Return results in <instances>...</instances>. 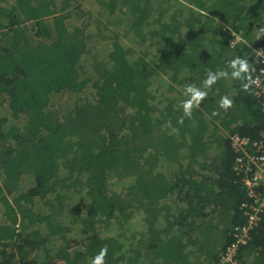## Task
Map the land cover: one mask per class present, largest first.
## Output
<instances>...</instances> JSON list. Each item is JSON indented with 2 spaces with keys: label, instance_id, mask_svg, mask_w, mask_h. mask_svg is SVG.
Instances as JSON below:
<instances>
[{
  "label": "trees",
  "instance_id": "1",
  "mask_svg": "<svg viewBox=\"0 0 264 264\" xmlns=\"http://www.w3.org/2000/svg\"><path fill=\"white\" fill-rule=\"evenodd\" d=\"M80 1L0 0V264H91L104 247L105 264H147L144 254L150 264H199L202 254L210 259L204 264H216L246 224L231 137L264 133L252 82L245 90L248 80L233 78L229 66L239 57L254 69L251 81L258 74L264 0H98L95 10L111 16L124 5L125 34L142 52L136 57L116 33L107 61L95 58L92 77L82 72L94 36L85 34L81 17L91 15ZM232 30L245 42L233 47ZM209 71L228 76L205 88ZM159 77L170 80V90L196 85L207 96L186 117L189 96L159 99L152 91ZM89 86L92 99L62 116L56 99ZM233 90L232 106L220 108ZM162 161L177 171L166 175ZM25 177L31 184L23 186ZM111 177L133 183L117 193ZM82 193L83 243L61 222L70 196ZM138 212L148 237L125 233ZM104 229L119 233L104 236ZM239 258L264 264V213Z\"/></svg>",
  "mask_w": 264,
  "mask_h": 264
},
{
  "label": "rangeland",
  "instance_id": "2",
  "mask_svg": "<svg viewBox=\"0 0 264 264\" xmlns=\"http://www.w3.org/2000/svg\"><path fill=\"white\" fill-rule=\"evenodd\" d=\"M57 1H61V0H57ZM83 1L85 2L82 4L83 10L89 12V14L91 15V19L89 18V16H86L85 13V16L81 17L82 20L81 24L84 25L85 34L88 37L94 36L93 39L89 38V42L87 44L88 52L85 55V57L82 59V72L85 77L93 76L94 74L93 65L95 58L97 59V61H104V62L107 61L108 55L112 50L113 37L116 33L120 35V40L121 43L124 45V47L126 48L132 47L135 50L134 54L136 57L137 55L141 54L142 47L136 46V43H134L137 42V38L133 34H129V35L125 34L128 28L126 21L128 20L129 15L125 10L126 8L123 7L124 5H119V7H117L116 9L115 15L111 16L109 14L110 11L104 7H102V11H103L102 13L98 12L97 10L90 11L91 9H93V4L91 3V1L90 0H83ZM123 14H126L127 16H124ZM170 14H168L167 16H169ZM119 18L121 22L119 21ZM105 24H107L108 26L105 27ZM98 28H100V30H98ZM235 37L236 36H234V38ZM152 91L155 92L157 96H159V99H160V95L166 93L167 96L174 94L176 100L182 101L186 95V91L180 87L176 89L173 87V89L170 90V80H166L164 77H159L153 81ZM93 93L94 91L92 90V87L89 86L88 89L85 90L83 94L62 95L58 99H56V104H55L57 105L56 109L62 110L63 112H61L62 113L61 115L64 116L67 113H69V111L72 110L74 106L80 104L81 101L84 99V97L91 96L92 99ZM182 154L184 155V153ZM177 169H178L177 166H175L174 164L170 165L165 161H162L160 164V170L163 173L169 175L174 171H177ZM132 183L133 180L131 179L120 180L111 177L110 180V186H112L114 192L117 193H122L123 192L122 190L128 187L129 185H131ZM26 184H31V182L25 177L23 180V186H25ZM86 201H87V196H85L84 193H82L79 195L70 196L68 201L65 203V206L67 207H65V210L62 212L61 222H63V224L66 227H68V229L70 230V232L68 233V237L71 238L72 241L77 240L78 242L83 243V240L85 238V236L84 237L81 236L80 218L85 217V214L81 210H83L84 203H86ZM37 206L38 209H40V207L43 206V204L38 203ZM77 206H79L80 208L76 210ZM45 209L47 212L49 211L47 208ZM0 215H2L1 206H0ZM142 215H143L142 212H138L136 215H133L134 218L133 220L138 222L134 223L133 220L131 221L129 225V229L127 228V231L125 232L127 235L133 234L131 228H132V224H135L133 229L138 231L137 232L138 237L141 236L140 232L141 231L143 232ZM99 229L102 230V227H99ZM220 229H223V227L220 226ZM102 233L109 237V236H114L117 233V231L115 234L114 232L107 230L102 231ZM138 237L136 239H138ZM222 237L223 234L221 237L217 238L218 244H222ZM62 245H63L62 242L55 240L54 243H52L51 247L58 249ZM72 245H73V249H72L73 252L80 250V248L75 244L72 243ZM144 255L146 257L145 258L143 257L142 260L145 259L146 262H148L147 264H150L151 262H149L147 258H151V254H147V255L144 254ZM202 259H208V257ZM211 264H215V263H211Z\"/></svg>",
  "mask_w": 264,
  "mask_h": 264
},
{
  "label": "built area",
  "instance_id": "3",
  "mask_svg": "<svg viewBox=\"0 0 264 264\" xmlns=\"http://www.w3.org/2000/svg\"><path fill=\"white\" fill-rule=\"evenodd\" d=\"M238 39L232 43L233 47ZM258 56L262 66L252 80V88L264 111V51L260 50ZM231 144L235 153L234 171L246 188L247 200L240 207L246 224L236 227L235 240L220 254L216 264H241L240 246L247 244L251 230L259 226L264 213V133L255 140L235 134Z\"/></svg>",
  "mask_w": 264,
  "mask_h": 264
},
{
  "label": "clouds",
  "instance_id": "4",
  "mask_svg": "<svg viewBox=\"0 0 264 264\" xmlns=\"http://www.w3.org/2000/svg\"><path fill=\"white\" fill-rule=\"evenodd\" d=\"M260 31L264 33V28L260 29ZM229 66L233 69L231 73L233 78L248 80V83L243 85L244 89L247 90V88L252 82L249 73L254 69H251L246 59H241L239 57L231 60L229 62ZM226 76H228V73L225 71H220L216 73L209 71L207 73V78L203 82L204 87L210 88L213 84L216 83L218 79L224 78ZM186 94L189 96V99L182 102V107H183L184 116L190 118L192 115L193 107L198 105L201 101H203L206 98L207 92L197 87L196 85H188L186 86ZM232 103L233 101L229 97L224 96L221 98L219 102V106L220 108L227 110L232 106ZM179 122L182 123V119ZM106 256H107V248L104 247L99 251V253L95 257H93V259L91 260V264H105Z\"/></svg>",
  "mask_w": 264,
  "mask_h": 264
},
{
  "label": "crops",
  "instance_id": "5",
  "mask_svg": "<svg viewBox=\"0 0 264 264\" xmlns=\"http://www.w3.org/2000/svg\"><path fill=\"white\" fill-rule=\"evenodd\" d=\"M91 1V3L93 4V9H91L90 11H93V10H95V9H99L101 6H100V3H99V1L98 0H90ZM80 3L81 4H83V3H85L83 0L82 1H80ZM82 9H83V7H82ZM227 29L230 31V28H229V26L227 27ZM233 33H235L237 36L235 37V38H233V39H231L232 41H231V43H233V42H236V40L238 39V41H237V45H238V43H241V42H245L244 40H243V38H242V35H241V33H237V32H235L234 30H232V36H233ZM234 37V36H233ZM240 39L242 40V41H240ZM234 95H235V91L233 90L232 92H231V94H229V98L231 97L232 99H233V97H234ZM166 174V173H165ZM166 175H169V174H166ZM144 214L145 213H143V220H142V228H143V233L142 234H144V236L145 237H148L147 236V229H148V225H147V223L145 222V216H144ZM136 215V214H135ZM134 219V218H133ZM134 221V223H137L138 221H135V220H133ZM134 225L135 224H132V228H131V230H132V233L134 234V235H136V236H138L137 235V232L138 231H136L135 229H133L134 228ZM105 230V229H104ZM142 232V231H141ZM119 233V232H118ZM117 233V234H118ZM104 236H107V235H105V234H103ZM137 238V237H136ZM135 238V239H136ZM216 252H214V254H215ZM144 258L146 257L145 255L143 256ZM202 258H207V255L206 254H202V255H200L199 257H197L196 259H195V261L196 262H198L199 264H204V263H210V259H202Z\"/></svg>",
  "mask_w": 264,
  "mask_h": 264
}]
</instances>
